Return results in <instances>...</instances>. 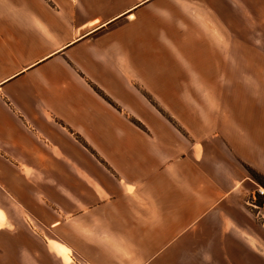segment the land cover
<instances>
[{"label": "crops", "instance_id": "crops-1", "mask_svg": "<svg viewBox=\"0 0 264 264\" xmlns=\"http://www.w3.org/2000/svg\"><path fill=\"white\" fill-rule=\"evenodd\" d=\"M144 4L0 0V239L30 255L22 209L51 264H264V0Z\"/></svg>", "mask_w": 264, "mask_h": 264}, {"label": "rangeland", "instance_id": "rangeland-1", "mask_svg": "<svg viewBox=\"0 0 264 264\" xmlns=\"http://www.w3.org/2000/svg\"><path fill=\"white\" fill-rule=\"evenodd\" d=\"M42 205L44 204L41 203L40 206L42 207ZM42 208H44V206ZM4 212L8 214V216H12V217L16 216L14 212L9 211V210L8 211L5 210ZM19 214H20L19 215L20 219L18 220H20L21 225L18 226V229L20 232H22V236L26 237V239H24L25 241L24 245L28 247L31 253L30 255H27L26 253L23 254V252H21V249H17L19 245L11 243V241L8 238L0 239V264H40V263L41 264H51L50 254L47 253V249L45 247V244L42 238L44 237V239H46L47 241V235H54L53 232H50V230L47 229L45 226H43L40 221L38 222L35 220H31L30 218H27L28 217L26 216L27 214L22 209L20 210ZM22 218L24 219V221L22 220ZM42 221H44L43 217H42ZM7 226H8L7 227L8 229H11V230L13 229L12 226L11 227H9V225ZM68 228L71 229L72 227H68ZM56 230L60 233L59 227ZM55 250L58 252L60 256L61 255L63 256L62 258H64L63 259L64 261L69 260V256L66 253V251L60 250L58 248H55ZM19 254H21L23 257L25 256L26 260L23 261L22 259L23 257H21L22 259L21 260ZM71 260H72L71 264L73 263L83 264V262L77 258L71 257ZM53 264H62V263L58 259H56L54 260Z\"/></svg>", "mask_w": 264, "mask_h": 264}, {"label": "snow or ice", "instance_id": "snow-or-ice-1", "mask_svg": "<svg viewBox=\"0 0 264 264\" xmlns=\"http://www.w3.org/2000/svg\"><path fill=\"white\" fill-rule=\"evenodd\" d=\"M76 0H71V3L75 4ZM101 3L104 2V0H100ZM150 2H155V0H145V4L144 6L147 8L150 6ZM130 19H133L132 17H130ZM94 24L99 23V21L93 20ZM178 71L180 72L181 76H183L184 74V70L183 69H178ZM162 168V165H157V171L159 172ZM172 170H169V172L171 173ZM133 179V177H129V180L131 181ZM151 186L152 188L155 190L157 189V185L155 181L151 182ZM134 189L129 187L127 189V193L130 196L133 193ZM261 191H264V189H261ZM85 203H88L87 201H85ZM160 203V207H161V212L164 211L165 209V202L163 200L159 201ZM65 210L66 211H70L73 212L74 215H78L81 216L83 221L88 224L90 227L93 228H98V227H103L105 224H108L113 231H117V224H116V217L113 216L110 213H105L104 215H100L99 213H97L94 209H92L91 205L89 204V208L87 211L85 212H77L75 209L72 208L71 205H66L65 206ZM3 213H0V217H2ZM92 217H97V219L94 221L92 219ZM61 223H63V221H61ZM131 227H135L134 225ZM121 243H123L121 241ZM135 243V241H134ZM142 245L137 244V248H141ZM116 252L118 253L120 259L122 260L123 264H139L138 261V253L135 249H133V247L131 245H128L126 247L123 248H116L115 249ZM191 264H199V262L197 260H193L191 262Z\"/></svg>", "mask_w": 264, "mask_h": 264}, {"label": "built area", "instance_id": "built-area-1", "mask_svg": "<svg viewBox=\"0 0 264 264\" xmlns=\"http://www.w3.org/2000/svg\"><path fill=\"white\" fill-rule=\"evenodd\" d=\"M264 186H256L254 191L245 200L246 208L252 213L255 220L264 226Z\"/></svg>", "mask_w": 264, "mask_h": 264}, {"label": "trees", "instance_id": "trees-1", "mask_svg": "<svg viewBox=\"0 0 264 264\" xmlns=\"http://www.w3.org/2000/svg\"><path fill=\"white\" fill-rule=\"evenodd\" d=\"M248 171H249L250 175H252L254 178H256L259 181L263 182L262 179H261V177L257 173H255L254 171H252L250 169H248Z\"/></svg>", "mask_w": 264, "mask_h": 264}]
</instances>
